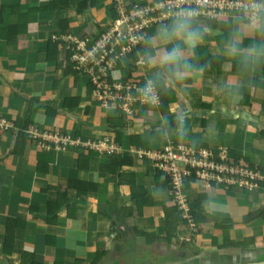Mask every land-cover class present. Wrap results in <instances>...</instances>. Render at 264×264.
Here are the masks:
<instances>
[{"label": "crops", "instance_id": "crops-1", "mask_svg": "<svg viewBox=\"0 0 264 264\" xmlns=\"http://www.w3.org/2000/svg\"><path fill=\"white\" fill-rule=\"evenodd\" d=\"M80 1L68 0L69 6L59 9L55 0H0V6L9 11L7 21L18 25L12 41L0 37V118L13 123L33 105L28 129L34 126L59 129L81 142L57 148L47 140H30L19 144L13 153L15 129L0 131V264H29L31 260L38 264H90L99 251L105 252L96 264L192 261L201 254L197 244L177 239L188 223L177 220L176 235L169 241L164 239L166 213L184 217L172 201L167 185L161 183L162 173L158 177L159 170L145 155L166 142L154 139L152 132L158 130L156 122L161 113L184 106L191 118L189 133L181 142L197 149L224 150L230 160L247 164L263 177L264 171L257 167H264V66L242 75L236 72L234 63L214 61L215 70L202 80L189 81L186 94L177 92L169 99L166 97L169 102L163 110L159 104L124 113L125 127L119 132L123 138L118 141L117 132L107 124L110 119L120 117L121 111L104 106L93 96V90L88 92L90 79L87 81L79 73L76 76L64 73L69 50L64 37L92 40L114 19L113 0H93L88 10L78 13L75 6ZM125 1L146 4L153 0ZM233 16L234 13L220 16L211 24V17L202 16L211 29L220 31L209 34L202 44L206 50L202 53L199 50L200 56L209 59L217 50L223 37L235 27ZM63 18L67 20L65 30L59 26ZM157 23L145 33H151ZM253 40L254 37L246 35L242 47L246 49ZM50 42L56 46L58 65L46 58ZM130 62L128 58L121 59L113 76H121ZM226 75L243 84V98L235 106H222V98L210 87V81ZM67 97H78L77 105L63 106ZM31 98H37L38 102H31ZM38 103H47L54 113L47 114ZM146 116L152 117L149 124L144 123ZM99 140H105L113 151L108 153L83 143ZM137 140L151 146H137ZM123 153L132 158V163L110 173L107 165L111 155ZM76 181L86 182L85 193L77 190ZM263 181L255 177L235 184L213 181L206 185L198 180L185 184L190 191L189 208L195 209L197 201L202 206L196 240L205 238L209 245L203 251L208 252L207 257L201 258L209 263L224 260L223 255L242 249L221 246L224 240L248 237H254L253 246L243 249L259 248L261 252L264 219L249 222L241 219L264 204ZM140 186L146 189L150 201L141 209L131 196L132 188ZM56 199L63 204L55 222L50 224L45 218L47 202ZM9 219L14 229L13 241L10 250L3 254ZM177 244H186L189 252L185 248L174 250L172 247Z\"/></svg>", "mask_w": 264, "mask_h": 264}, {"label": "built area", "instance_id": "built-area-1", "mask_svg": "<svg viewBox=\"0 0 264 264\" xmlns=\"http://www.w3.org/2000/svg\"><path fill=\"white\" fill-rule=\"evenodd\" d=\"M116 2V16L112 23L104 28L96 39L79 40L74 47L73 51L76 55L71 58V62L74 68L82 71L87 69L90 72L89 79L94 86L93 95L100 103L104 106L111 105L126 114H132L139 108L149 106L138 98L135 91L148 74L144 72L140 77H132L124 81L121 76H113V71L124 58H128L131 61L130 64L137 69H143L137 65L136 58L128 57L129 53L144 38L141 31L145 33V28L150 23L166 18L165 9L173 3V0H155L146 4L129 3L125 0H116ZM187 2L192 3L193 0H187ZM230 13H234L231 0H205L202 16L216 17ZM160 15L163 18L155 19ZM11 125L12 123L0 122V127ZM33 130L28 129L27 132L36 137ZM48 135L52 140L50 142L62 148L81 143L79 138L71 141L70 135L63 131H53ZM40 140L45 139L40 136ZM84 144L96 149H107V152L110 148L107 147L105 140L87 141ZM148 152L150 153L148 157L153 160L155 168L162 172L163 178L169 179V191L173 202L193 230L196 223L186 207L185 184L188 181L198 180L206 185L213 181L218 184H235L241 179L261 177L247 164L230 160L224 150L216 152L209 149H197L189 144L178 142L165 145L160 150Z\"/></svg>", "mask_w": 264, "mask_h": 264}, {"label": "clouds", "instance_id": "clouds-1", "mask_svg": "<svg viewBox=\"0 0 264 264\" xmlns=\"http://www.w3.org/2000/svg\"><path fill=\"white\" fill-rule=\"evenodd\" d=\"M235 27L222 39L205 59L199 50L211 29L203 20L205 0H173L165 9L166 19L158 22L151 33L144 34V46L136 50V63L149 73L135 91L144 103L157 106L161 96L187 93L189 81L202 80L213 72L215 62H232L236 72L242 75L254 73L264 66V0H231ZM254 37L245 49L243 37ZM212 92L221 97L225 107L235 106L243 98V84L226 75L210 81ZM191 114L184 106L174 111L161 113L158 131L153 138L167 141L183 140L189 133Z\"/></svg>", "mask_w": 264, "mask_h": 264}, {"label": "trees", "instance_id": "trees-1", "mask_svg": "<svg viewBox=\"0 0 264 264\" xmlns=\"http://www.w3.org/2000/svg\"><path fill=\"white\" fill-rule=\"evenodd\" d=\"M55 4L59 9H63L67 6H69L68 4V0H55ZM93 4V0H82L80 2L77 3V5L75 6V9L78 13L83 12L88 10ZM9 16V11L7 9V7L5 6H0V37L7 40V41H12L13 38H15L16 36V30H17V23H10L9 21H7L6 17ZM116 16V13H114L113 18ZM213 18V19H211ZM209 18V24H211V21H214L218 18H220V16H216V17H211ZM165 20V19H163ZM160 22V21H159ZM110 25V24H109ZM108 25V26H109ZM59 26L65 30L67 27V20L65 18L61 19L59 21ZM107 26V27H108ZM150 26V25H149ZM148 26V27H149ZM148 27H146L145 29H147ZM146 31V30H145ZM97 37V36H96ZM96 37L94 39H96ZM92 39V40H94ZM53 42H50L48 47L49 49L47 50V55L46 58L48 61H56V50H55V45L51 44ZM144 46V38L136 45L135 49H133L130 53L128 57L131 58H136V50L138 48H141ZM206 50L205 46H201L200 48V52L202 53V51ZM71 50H68L67 54H66V59H67V65L64 68V73L65 74H72V75H78V73L80 72L78 69L74 68L73 66V62L69 61L70 60V56H71ZM209 59H212V56H210ZM56 64H59V61H56ZM220 70V69H218ZM122 74H121V78L122 80H126L132 77H140L141 75L144 74V72H146V74H149L147 71H145L144 69H137L134 65H131L129 63V65L126 68H123L122 70ZM94 86L91 83V81H89L88 83V92H91V90H93ZM93 94V91H92ZM94 96V95H93ZM95 97V96H94ZM166 97H170L169 95H163L161 96V102L159 105V108L161 110L164 109V106H166L168 104V100L166 99ZM96 98V97H95ZM169 99V98H168ZM30 101H34V102H38L37 98H31ZM79 101L78 97H67L63 100V106H76L77 103ZM38 107H42L44 109H46L47 114H53L54 110L50 109V107H48L49 105L46 103H38ZM150 106V105H149ZM35 106L31 105L28 109L27 112L25 113V115L23 117H18L16 120L13 121L11 126H7V127H0V131H11L13 129H15L14 134H15V142H14V146L13 149L11 150V152H15L16 148L18 147L19 144L28 142L30 140H35V141H40V137H33V135H31L30 133L27 132L28 130V125L30 123L29 121V115L30 112L32 110H34ZM147 106H144V108H146ZM125 112L121 111V116L115 119H110L107 126L109 129H112L114 131L117 132V140L120 141L123 136H122V132H120L121 128L125 127V122L124 117H125ZM150 119H152V117L150 116H146L144 118V123L145 124H149L151 121ZM156 124H159V121L156 122ZM158 131V130H157ZM157 131H153L152 135L154 136V134L157 133ZM137 146H141V147H150L151 145L145 142H140V140H137L136 143ZM132 163V158L130 156H128L126 153L123 154H112L110 157V161L107 165V168L109 170L110 173H117L118 168L124 164H130ZM259 170L264 171V167H257ZM161 171H158V177L161 174ZM159 181V180H158ZM161 183H165L168 187V189L170 188V181L168 178H163V180H160ZM85 184L86 182L82 181H76L74 183L75 187L77 188V190H79V192H86L85 189ZM84 185V186H83ZM263 186H264V181H263ZM133 191H131V196H133L134 199H136L137 202V206L139 209H141V207L143 206V204H148L150 201L147 200V195H146V189L143 187H138V188H132ZM69 200V199H68ZM148 202V203H147ZM63 204V202L61 203ZM59 199L56 200H49L47 202V212L45 214V218L46 221L50 224H53L56 220L57 217V213L60 209L61 206ZM195 209L192 208L190 212L193 220L195 221V223H198L199 221L202 220V217H200L199 212L202 210V206L199 204V201H197L195 203ZM181 211V210H180ZM178 217V219H177ZM256 218H262L264 219V204L256 209H253L251 211H249L247 214H245L242 219L241 222H249L250 220L256 219ZM180 217L179 216H171L168 212L166 213V228L163 231L165 236L164 239L166 240H170L172 237H174L175 234V226L177 223V220H179ZM183 220L185 223H187V219L183 218L180 219ZM9 222H7L6 224V233H5V237H4V242H3V254L6 253V251H9L12 245V241H13V232L14 229L11 226L10 223V219L7 220ZM11 226V227H10ZM136 232L138 233H143L142 231H138L136 230ZM264 242V240H263ZM254 243V237H248L239 241H235V240H224L223 243L221 244V246H227V245H231V246H235V247H239V248H247V247H252ZM105 251H99L97 252V259L99 256H101ZM97 259L93 260L90 264H96ZM29 264H38L36 262H33L31 260V262ZM56 264V263H53Z\"/></svg>", "mask_w": 264, "mask_h": 264}, {"label": "rangeland", "instance_id": "rangeland-1", "mask_svg": "<svg viewBox=\"0 0 264 264\" xmlns=\"http://www.w3.org/2000/svg\"><path fill=\"white\" fill-rule=\"evenodd\" d=\"M153 1H155V0H153ZM152 1V2H153ZM116 7H117V2H116V0H113V2H112V5H111V8L115 11L116 10ZM116 13V12H115ZM160 18H163V16H157L155 19H160ZM166 19V18H165ZM150 21V20H149ZM162 21V20H161ZM111 23H112V21H111ZM154 23H157L156 21H154V22H152V23H150V26L151 25H153ZM146 30V29H145ZM103 30H99V32L97 33V35H99L101 32H102ZM141 33L142 34H145L144 33V31H141ZM64 40H68V43L66 44V48L67 49H69V50H71V56H70V60L69 61H71V58H73V56L74 55H76V53H75V51H73L74 50V47H76V44H77V42L79 41V40H75L74 38H69V36L68 37H64ZM65 47H63V48H65ZM65 48V49H66ZM87 58V57H86ZM80 72H79V74H82V76L83 77H85L86 78V80L88 81V79L90 78V72L86 69H83V71L82 70H80V69H78ZM108 105V104H107ZM111 106V105H110ZM111 107H113V106H111ZM140 109V108H139ZM119 110V109H118ZM120 111H122V110H120ZM0 122H4V123H7V124H9L10 123V121H8L7 119H5V118H0ZM4 125V124H3ZM37 126H34V127H30L29 129H34L33 130V133H34V135L36 136V137H40V136H42V137H44V139L45 140H47V141H50L51 139H50V135H48L50 132H53V131H60L59 129L58 130H52V129H50V128H46V129H37L36 128ZM36 128V129H35ZM46 134L48 135V136H46ZM70 135V134H69ZM70 137H71V141H73V140H75V138L76 137H74L73 135L71 136L70 135ZM52 141V140H51ZM80 141V140H79ZM175 141V140H174ZM178 141V140H177ZM178 142H181L180 140L178 141ZM177 142V143H178ZM84 143V142H83ZM168 144H173V142H172V140H167L165 143H163L162 145H160V146H158V148L157 149H155V150H160L161 148H163L165 145H168ZM54 146L55 147H57V148H62V147H59L60 145H58V144H54ZM96 149V148H95ZM104 149V148H103ZM113 147H110L108 150V153H110V152H112L113 151ZM106 152H107V149H104ZM145 155L146 156H149L150 155V153L147 151L146 153H145ZM260 175V174H259ZM261 176V175H260ZM260 179H264V176L262 177H259ZM185 190H186V194L188 193V192H190V191H187V189L185 188ZM189 194L190 193H188L187 194V197H189ZM190 200H191V198H187V200H186V207L188 208V210L189 211H191V209L189 208V206H188V204H189V202H190ZM172 201H173V199H172ZM180 219H181V217H180ZM188 223V222H187ZM186 223V224H187ZM186 227H187V229L185 230H181L180 231V234L177 236V239L179 240V241H183V242H190V243H192V244H197L196 246V248H197V251L198 252H201V254L199 253V254H197L198 255V257H200L201 255H202V257H207V254H208V252H203L204 251V249H205V246L206 245H209V241L208 240H206L205 238H202L201 239V241L200 242H198V240H196V234H197V232L200 230L199 229V227H197V226H195V229L193 230L189 225H186ZM199 233V232H198ZM263 240H264V238H263ZM208 242V243H207ZM262 243H263V245H264V242L262 241ZM185 245V246H184ZM262 247H264V246H262ZM170 248H171V246H170ZM169 248V249H170ZM172 248H174V250H179L180 248V250H182V248H185L186 249V251H188L189 252V250H188V247H186V244H177V246H175V247H172ZM173 251V250H172ZM191 252V251H190ZM180 253V252H179ZM166 254H167V252H166ZM180 254H183V253H180ZM167 257V256H166ZM172 259V258H171ZM177 261V260H176ZM111 264H114V262H110ZM121 264V263H120ZM142 264V263H141ZM143 264H145V263H143Z\"/></svg>", "mask_w": 264, "mask_h": 264}, {"label": "water", "instance_id": "water-1", "mask_svg": "<svg viewBox=\"0 0 264 264\" xmlns=\"http://www.w3.org/2000/svg\"><path fill=\"white\" fill-rule=\"evenodd\" d=\"M239 251H242V253ZM239 251L232 254L223 255L222 258L226 262L224 260H216L209 263V261L205 258L197 257L192 261H178L168 264H264V248L261 250V252H259V248L250 249V251H246V249L242 248Z\"/></svg>", "mask_w": 264, "mask_h": 264}]
</instances>
